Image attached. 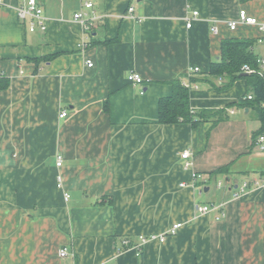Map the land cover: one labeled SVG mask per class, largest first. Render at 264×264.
I'll use <instances>...</instances> for the list:
<instances>
[{
    "label": "crops",
    "instance_id": "crops-1",
    "mask_svg": "<svg viewBox=\"0 0 264 264\" xmlns=\"http://www.w3.org/2000/svg\"><path fill=\"white\" fill-rule=\"evenodd\" d=\"M26 1L0 3V264H264V184L234 196L264 175L263 122L240 105L246 78L219 89L209 74L228 38L264 57L257 25H228L242 8L264 23V0H39L44 32L20 20ZM79 10L98 16L89 31ZM180 76L193 109L216 110L196 126L158 120Z\"/></svg>",
    "mask_w": 264,
    "mask_h": 264
},
{
    "label": "trees",
    "instance_id": "trees-1",
    "mask_svg": "<svg viewBox=\"0 0 264 264\" xmlns=\"http://www.w3.org/2000/svg\"><path fill=\"white\" fill-rule=\"evenodd\" d=\"M253 40L228 38L222 42V54L218 59L212 61L209 74L213 77V85L219 89L231 86L236 80L246 78L248 91L253 95V99H241L240 105L252 108L263 122L264 131V72L260 73V63L258 55L254 51ZM250 66L253 71L245 72L244 66ZM222 79L221 82H218ZM10 82L6 77L0 76V89L7 88ZM172 94L159 100V123H181L188 122L196 126L200 121L207 120L216 110L214 109H193L190 106V86L183 77H177L172 81ZM257 134V135H258ZM227 167H221L213 173L223 174ZM132 244H125L129 247ZM142 251H140L141 253Z\"/></svg>",
    "mask_w": 264,
    "mask_h": 264
},
{
    "label": "built area",
    "instance_id": "built-area-1",
    "mask_svg": "<svg viewBox=\"0 0 264 264\" xmlns=\"http://www.w3.org/2000/svg\"><path fill=\"white\" fill-rule=\"evenodd\" d=\"M2 2V0H0V3ZM82 5L83 7H85L86 9L90 8L93 9L94 7V1L93 0H82ZM133 11H134V6L130 7L128 9V14H126V16L128 17H133ZM199 11L198 10H194L193 14L194 15H198ZM18 16L20 18L21 21H29V29L31 31H35V30H41V31H45L47 29V21H46V16H45V10H44V6L41 5V3L39 2V0H27L26 3H24L23 5L19 6L18 9ZM238 19L235 20H231L229 21L228 25L229 28L234 30L237 28V26L239 25L240 22L248 24V25H257L259 27L260 30H262L264 32V23L261 22L256 16H251L248 14L247 10L242 8L239 10L238 13ZM74 19L79 20L84 28L85 31H89L93 25H95V21L96 19H98V16L93 14L92 18H87V13L84 12L83 10H79L76 11L74 13ZM193 25V19L192 18H187V27H191ZM260 63V68H259V72L263 73L264 72V57H258L257 59ZM87 65L93 66V61L87 60ZM200 68L199 67H195L193 69H191V72H195L198 71ZM243 70L245 72H252L253 69L246 65L243 67ZM127 79H129L130 82H144V79L142 78V76L138 73V72H132L130 74H128ZM247 98L249 99H253V95L249 94L247 96ZM61 114H60V118L61 117H66L68 115V112L65 111L64 109L61 110ZM256 146L258 147L259 150L264 151V131L260 134H258L257 136V140H256ZM191 156V152L186 149L182 152V157L185 160L184 165L187 167L189 166L192 162L189 160ZM63 163V156H60L58 158V162L57 165L61 166ZM201 178V174L200 173H195L193 175V181L196 182L198 181V179ZM186 182H183L181 185H185ZM223 181L218 182V185L221 187L223 186ZM264 184V175L262 177H258V179H246L244 180L243 184L236 190V192L234 193V196H238L240 194H242L243 192H245L247 189L251 188V187H258L260 185ZM69 197V194L66 193L65 194V198L67 199ZM220 206H223V204H221ZM217 206L213 203V204H202V203H198L196 206L197 212L200 213H209L211 210H213L214 208H216ZM224 214V213H223ZM222 213L216 217V219H220L221 216L223 215ZM183 226V223L180 222H176L173 223L169 229V231L166 234L160 235V236H150L147 237L145 235H141L140 237V242L138 245H135L136 249L138 250V253L140 254V251H142L144 244L146 241H148L149 239H154V238H159V240L161 242L165 241L166 238L171 235V234H175L177 233ZM129 243L128 240H124V244ZM68 254V248L65 247L63 249H61L60 251V255L62 257H64L65 255Z\"/></svg>",
    "mask_w": 264,
    "mask_h": 264
}]
</instances>
